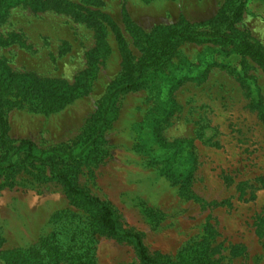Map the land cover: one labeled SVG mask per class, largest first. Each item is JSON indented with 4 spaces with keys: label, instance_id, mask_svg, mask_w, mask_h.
Returning <instances> with one entry per match:
<instances>
[{
    "label": "rangeland",
    "instance_id": "rangeland-1",
    "mask_svg": "<svg viewBox=\"0 0 264 264\" xmlns=\"http://www.w3.org/2000/svg\"><path fill=\"white\" fill-rule=\"evenodd\" d=\"M245 3L235 27L264 51V0ZM231 8L230 0H58L44 13L13 9L0 36L19 37L0 45V59L15 72L56 81L68 96L77 88V96L57 108L8 97L9 145L31 140L41 152L63 154L92 142L111 88L128 78L113 25L136 71L161 31L212 30ZM94 19L104 28L99 36ZM100 36L106 46L99 48ZM173 47L145 72L140 90L114 99L98 144L83 158L44 155L52 168L27 163L23 152L13 156L15 166L0 175V264L77 227L86 236L85 264H140L132 245L91 225L93 211L68 195L61 172L109 205L119 228L140 234L163 264L182 255L200 264H264V188L257 182L264 176V70L230 47ZM9 156L0 146V164Z\"/></svg>",
    "mask_w": 264,
    "mask_h": 264
},
{
    "label": "trees",
    "instance_id": "trees-1",
    "mask_svg": "<svg viewBox=\"0 0 264 264\" xmlns=\"http://www.w3.org/2000/svg\"><path fill=\"white\" fill-rule=\"evenodd\" d=\"M230 1L232 2L230 13L225 16L224 12H221L218 18L213 20V23H218V26L212 30H181L173 27L161 31V43L155 47L152 55L139 63L136 71L132 70L130 66V58L127 55L125 42L120 31L114 25L111 27L116 41L124 54L128 78L126 81L118 83L111 88L107 98L106 108L103 112L102 123L96 128L92 142L87 144L81 151L72 150L63 154L54 151L41 152L31 140H23L16 147L9 145L5 133L7 121L3 112V105L8 97L23 95V99H30L31 101L39 98V102H41L40 106L48 104L52 108H57L59 105L65 103V101L75 98L77 96V88L69 87L68 96L67 93L63 92L64 86H58L56 81H44L30 73L15 72L5 61L0 59V146L10 152L6 165L0 164V175L6 169L15 166L13 156H17L21 152L25 154L27 163L34 164L40 161L50 165L52 168H55V163L44 158V155L55 153L68 162L83 158L88 148L98 144L101 130L114 99L121 93L140 90L142 87L141 80L145 72L150 68L158 67L165 58L169 57L171 52L174 51L173 45L175 42L183 41L194 44H213L224 48L230 47L231 53L233 52L241 58L252 60L264 70V51L248 41L235 27L243 16L246 4L245 0ZM18 7H25L34 13H44L57 9L58 0H0V27L7 22L11 11ZM65 12L67 13V10L63 9V13ZM93 24L97 28V34L99 36L103 32V25L97 19H94ZM17 37H19L18 33L0 36V45L7 46L10 39ZM97 42H99V48L106 46L101 36L97 39ZM77 82H81V79H78ZM58 180L65 186L70 197L80 200L81 203L93 211L91 225L97 231L107 234L117 241L132 245L140 264H163L157 258L150 255L140 234L125 232L119 228L114 212L109 205L99 198L77 189L73 182L62 172L58 174ZM257 182L261 188H264V176L258 178ZM66 230L65 228L54 231L42 244L32 248L29 254L17 251L14 255L13 264H61L65 258H68L71 264H85V256L80 255L86 246L85 233H83V230H79L78 227L68 233H66ZM193 254H195L194 251ZM194 256L186 257L182 255L180 256L178 264L202 263L198 259V256Z\"/></svg>",
    "mask_w": 264,
    "mask_h": 264
}]
</instances>
